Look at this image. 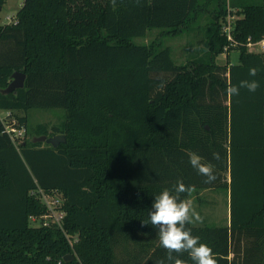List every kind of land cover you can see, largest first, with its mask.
I'll return each instance as SVG.
<instances>
[{
    "label": "trees",
    "instance_id": "16d2710c",
    "mask_svg": "<svg viewBox=\"0 0 264 264\" xmlns=\"http://www.w3.org/2000/svg\"><path fill=\"white\" fill-rule=\"evenodd\" d=\"M229 13L236 44L223 31ZM17 15V24H0V90L15 71L26 74L25 86L0 91V109L27 131L15 143L0 117V264H157L166 250L142 221L177 180L203 185L192 152L231 192L230 225H188L192 234L218 264H264V51L247 47L248 37L264 38V2L24 0ZM156 28L151 41H134ZM202 31L207 49L183 63L162 42ZM222 54L229 64L217 62ZM251 79L256 92L226 94ZM32 108H60L64 118L30 129ZM41 134L66 141H32ZM40 191L63 195L62 227L31 224L47 212Z\"/></svg>",
    "mask_w": 264,
    "mask_h": 264
},
{
    "label": "clouds",
    "instance_id": "9594fccd",
    "mask_svg": "<svg viewBox=\"0 0 264 264\" xmlns=\"http://www.w3.org/2000/svg\"><path fill=\"white\" fill-rule=\"evenodd\" d=\"M249 76L256 77L258 70L249 69ZM260 87L255 79L241 80L238 84H229L226 94L229 97L238 96L241 89L256 92ZM213 159L219 160L220 154L213 153ZM189 163L197 174L204 177V183L211 184L216 181L215 167L210 162H203L198 154L189 153ZM194 187L186 185L182 180H177L171 189L164 188L156 194L148 212L149 219L142 221L143 225H151L157 230L160 246L166 250L165 258L157 264H188L182 259L184 254L192 261V264H218L213 249L202 243L199 236L192 234L188 225L202 224L204 217L196 210L191 199L182 198V194L190 195Z\"/></svg>",
    "mask_w": 264,
    "mask_h": 264
},
{
    "label": "rangeland",
    "instance_id": "374dc122",
    "mask_svg": "<svg viewBox=\"0 0 264 264\" xmlns=\"http://www.w3.org/2000/svg\"><path fill=\"white\" fill-rule=\"evenodd\" d=\"M255 2H264V0H253ZM22 0H6L3 6H0V24H7V16H11L21 8ZM236 14L229 13L227 19L230 17L232 20H235ZM226 19V20H227ZM207 21V20H206ZM205 25V21H203ZM160 29H151L145 36H138L134 38V41L138 43L149 42L156 36H159ZM204 31V30H203ZM199 34H195L193 32H185L178 36H166L162 38V42L164 45H168L172 49V57L175 62L183 63L187 59L195 57L196 54L201 55L202 52L207 49L206 42L203 40V32ZM227 54H222L218 56L217 62L219 64L227 65L230 62L236 63L238 62L239 52L238 50H231L229 52V60L226 56ZM5 109H0V115L7 114ZM18 114H25V112L21 111ZM28 115V124L30 129H34L38 124H46L47 126H51L53 124H59L62 122L64 118V111L60 108H32L27 111ZM29 129V131H30ZM34 133V131H33ZM34 135V134H33ZM32 136L28 133V137Z\"/></svg>",
    "mask_w": 264,
    "mask_h": 264
},
{
    "label": "built area",
    "instance_id": "2783aa9c",
    "mask_svg": "<svg viewBox=\"0 0 264 264\" xmlns=\"http://www.w3.org/2000/svg\"><path fill=\"white\" fill-rule=\"evenodd\" d=\"M24 0H22V3ZM230 17L223 24V31L226 34L228 40L231 44H236L237 42L234 39V22ZM19 22V18L17 13L7 16V24H17ZM247 47L250 51L253 52H262L264 51V38L259 40H254L251 36L248 37ZM11 114L10 111H7V114L0 115L4 122V132L9 134L12 140L17 143L18 141H22L26 136L27 128L24 124H21L17 118H13L11 122L6 121V117ZM41 200L47 206V212L42 215H31V224L33 226H48L51 224H57L62 227L63 220L66 214V211L63 209L64 197L59 192L46 193L44 191H40ZM70 243L73 246V240L69 237Z\"/></svg>",
    "mask_w": 264,
    "mask_h": 264
},
{
    "label": "crops",
    "instance_id": "0c3cea01",
    "mask_svg": "<svg viewBox=\"0 0 264 264\" xmlns=\"http://www.w3.org/2000/svg\"><path fill=\"white\" fill-rule=\"evenodd\" d=\"M201 182L190 194L188 199L194 202L196 210L204 217L202 224L197 226H226L230 225L231 221V192L230 187H217L216 181L207 184ZM229 183L230 175L226 179Z\"/></svg>",
    "mask_w": 264,
    "mask_h": 264
},
{
    "label": "water",
    "instance_id": "95a60500",
    "mask_svg": "<svg viewBox=\"0 0 264 264\" xmlns=\"http://www.w3.org/2000/svg\"><path fill=\"white\" fill-rule=\"evenodd\" d=\"M25 80H26V74L21 71H15L13 73V79L10 82V84L2 88L0 91L4 94H8L11 92H16L18 88H22L25 86ZM33 142H45L48 144H51L52 146L56 147L58 146L61 142L66 141V136L62 134H54V135H47V134H41V135H35L32 138ZM72 255H67L65 256L66 260H71Z\"/></svg>",
    "mask_w": 264,
    "mask_h": 264
}]
</instances>
